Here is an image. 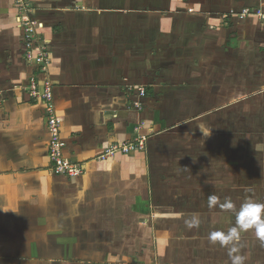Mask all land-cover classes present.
<instances>
[{"label": "crops", "instance_id": "0c3cea01", "mask_svg": "<svg viewBox=\"0 0 264 264\" xmlns=\"http://www.w3.org/2000/svg\"><path fill=\"white\" fill-rule=\"evenodd\" d=\"M85 1L86 9L79 0H29L50 51L43 75L24 57L13 0H0V264H230L234 254L220 243L222 232L194 233L154 207L152 187L160 179L150 172L147 146L174 122L167 119L181 99L201 104L195 91L224 74L229 41L264 29L255 15L221 14L264 7V0L177 2L170 11L176 25L189 27L190 41L170 58L144 45L148 37L122 34L115 4ZM33 75L51 80L63 153L81 164L79 176L53 172L45 104L26 90ZM139 135L144 149L100 158Z\"/></svg>", "mask_w": 264, "mask_h": 264}, {"label": "rangeland", "instance_id": "374dc122", "mask_svg": "<svg viewBox=\"0 0 264 264\" xmlns=\"http://www.w3.org/2000/svg\"><path fill=\"white\" fill-rule=\"evenodd\" d=\"M84 1L79 0L81 7ZM90 1L115 4L118 30L132 34L133 41L148 37L150 45H144L151 50L157 45L166 58L175 50L188 49L185 42L190 41L189 27L181 26L180 21L176 25L170 11L184 0ZM243 7L254 6L231 7L221 14L222 18L227 14L238 19L252 15L240 17ZM233 38L236 37L230 35ZM241 38L233 44L229 41L231 50L222 58L224 74L217 73L205 90L195 91L201 104L181 99L180 106H175L167 119L174 122L165 125L162 136L149 140L147 146L150 172L160 179L152 187V199L158 200L154 207L159 203L165 210L161 213L168 214L171 222L203 235L226 234L237 226V212L246 202L264 205V51H257L259 45L264 46V29L246 33L243 42ZM22 39L24 46L23 31ZM133 46L139 50L141 45L134 42ZM202 46L200 43L198 49ZM212 69L209 74L214 75ZM213 196L216 203L210 205ZM229 202L234 210L225 207ZM178 212L180 216H176ZM233 246L237 251L232 254L242 256L243 264H264V239L257 236L254 228L241 231L240 240L229 248ZM229 262L232 264L231 259Z\"/></svg>", "mask_w": 264, "mask_h": 264}, {"label": "built area", "instance_id": "2783aa9c", "mask_svg": "<svg viewBox=\"0 0 264 264\" xmlns=\"http://www.w3.org/2000/svg\"><path fill=\"white\" fill-rule=\"evenodd\" d=\"M17 9V23L23 31L24 36V57L29 61H33L36 65L37 74H46L48 64L50 61V51L43 41L38 36L39 23L34 19L31 13L34 11L30 5L29 0H13ZM240 17L247 15H255L259 19L264 20V7L258 6L255 8L243 7L240 11ZM32 76L26 86V90L30 97L39 99L45 104L47 111V127L49 131L48 141V156L52 164L53 172L68 177H76L82 173L81 164L68 159L64 153L63 148L65 143L59 136V125L61 119L56 115L53 105V91L52 83L48 77H43L39 83L36 78ZM139 94L143 96L145 89L139 88ZM145 135H139L129 142L117 143L116 145L107 148L100 158L113 155L115 152L127 153L131 150H142L145 148ZM129 264V263H122ZM149 264H159L157 261H152Z\"/></svg>", "mask_w": 264, "mask_h": 264}, {"label": "clouds", "instance_id": "9594fccd", "mask_svg": "<svg viewBox=\"0 0 264 264\" xmlns=\"http://www.w3.org/2000/svg\"><path fill=\"white\" fill-rule=\"evenodd\" d=\"M210 205H215L216 197H210ZM229 210H234L235 206L229 202L225 205ZM255 229L257 236L264 239V205L253 202L242 204L237 212V226L232 227L226 234H221L220 243L224 246L235 244L240 240L241 231ZM237 248L233 246L230 249L231 253H235ZM243 257L240 255H232V264H243Z\"/></svg>", "mask_w": 264, "mask_h": 264}]
</instances>
